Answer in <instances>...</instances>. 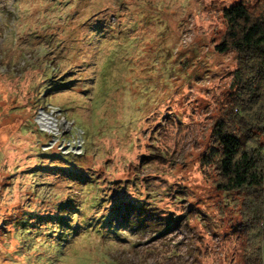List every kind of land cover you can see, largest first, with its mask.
Wrapping results in <instances>:
<instances>
[{"label": "rangeland", "instance_id": "rangeland-1", "mask_svg": "<svg viewBox=\"0 0 264 264\" xmlns=\"http://www.w3.org/2000/svg\"><path fill=\"white\" fill-rule=\"evenodd\" d=\"M237 3L0 0V264H246L206 158Z\"/></svg>", "mask_w": 264, "mask_h": 264}, {"label": "trees", "instance_id": "trees-1", "mask_svg": "<svg viewBox=\"0 0 264 264\" xmlns=\"http://www.w3.org/2000/svg\"><path fill=\"white\" fill-rule=\"evenodd\" d=\"M224 30L214 46L234 54L232 83L209 136L213 187L232 195L246 264H261L264 248V12L237 3L222 10Z\"/></svg>", "mask_w": 264, "mask_h": 264}]
</instances>
